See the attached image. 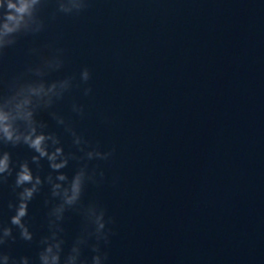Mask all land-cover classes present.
Segmentation results:
<instances>
[{"label": "water", "instance_id": "water-1", "mask_svg": "<svg viewBox=\"0 0 264 264\" xmlns=\"http://www.w3.org/2000/svg\"><path fill=\"white\" fill-rule=\"evenodd\" d=\"M55 11L47 0L45 30L0 57V94L39 63L28 49L47 43L63 48L65 60L47 79L91 71L92 93L73 88L52 111L103 150L115 148L109 161L90 162L105 179L82 197L113 218L106 264H264V0H89L79 15L50 19ZM74 101L83 118L71 111ZM37 119L65 152L76 151L48 111ZM4 150L13 162L34 154L24 145ZM77 167L70 161L63 171L71 177ZM15 198L0 187V224H9ZM46 198L47 185L25 218L34 240L14 230L17 240L5 246L13 257L38 264ZM81 225L79 214L65 213V254Z\"/></svg>", "mask_w": 264, "mask_h": 264}, {"label": "clouds", "instance_id": "clouds-1", "mask_svg": "<svg viewBox=\"0 0 264 264\" xmlns=\"http://www.w3.org/2000/svg\"><path fill=\"white\" fill-rule=\"evenodd\" d=\"M47 0H0V57L14 47L21 36H36L46 28L41 11ZM89 6V0H56V14L79 15ZM47 49V54H45ZM30 55L39 57V63L29 64L25 70L7 83L8 91L0 94V187L9 186L15 194V200L8 202L13 211L9 224H0V264H32L30 257H13L5 251V246L15 243L19 238L25 242L34 240L25 218L28 216L29 203L45 185L49 188V198L44 200L47 212L48 233L39 240L38 264H106L108 253L104 248L110 244L114 234L109 227L113 218L107 215L106 208L99 202L84 204L82 197L89 183L99 187L105 179V172L92 161H109L115 148L103 150L99 142L93 144L73 126L72 121L52 111L54 105L65 98L73 88H80L84 96L92 93L89 85L91 71L84 67L76 75H66L60 79L49 80L53 72L63 69L64 49L54 43L28 49ZM41 111H48L57 125L62 126L75 147V152H65L60 136L46 131L47 122L37 119ZM71 111L83 118V104L73 102ZM103 123H110L105 117ZM24 145L34 154L30 160L13 162L11 152L5 146L13 148ZM79 153V155L77 154ZM42 161H47L49 171L41 175ZM70 161H76L78 167L69 177L63 170ZM31 165H35L34 173ZM14 177L9 185V178ZM116 183L115 178L113 184ZM75 211L82 217L79 234L73 240L68 252H64L65 213ZM84 248L90 249V260L83 255Z\"/></svg>", "mask_w": 264, "mask_h": 264}]
</instances>
